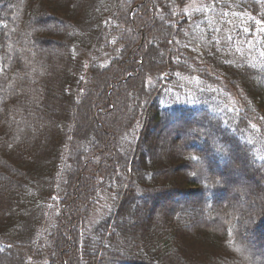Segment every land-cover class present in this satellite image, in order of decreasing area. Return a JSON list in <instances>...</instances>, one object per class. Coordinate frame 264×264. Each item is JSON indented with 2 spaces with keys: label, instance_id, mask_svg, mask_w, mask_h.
I'll use <instances>...</instances> for the list:
<instances>
[{
  "label": "trees",
  "instance_id": "trees-1",
  "mask_svg": "<svg viewBox=\"0 0 264 264\" xmlns=\"http://www.w3.org/2000/svg\"><path fill=\"white\" fill-rule=\"evenodd\" d=\"M190 1L0 0V264H264V0Z\"/></svg>",
  "mask_w": 264,
  "mask_h": 264
},
{
  "label": "rangeland",
  "instance_id": "rangeland-1",
  "mask_svg": "<svg viewBox=\"0 0 264 264\" xmlns=\"http://www.w3.org/2000/svg\"><path fill=\"white\" fill-rule=\"evenodd\" d=\"M212 1H217V0H191L188 5L186 6L187 10L189 12H192L194 10H196L197 8L203 6V8L207 5V3L212 2ZM67 108H68V112L69 114H72L75 117V120L78 121V116L79 114L82 116H86L87 114V110L84 108H80V106H76V105H70V104H66ZM160 150V149H159ZM158 151V150H157ZM132 213V212H131ZM17 258V252L14 254ZM3 263V262H2Z\"/></svg>",
  "mask_w": 264,
  "mask_h": 264
},
{
  "label": "snow or ice",
  "instance_id": "snow-or-ice-1",
  "mask_svg": "<svg viewBox=\"0 0 264 264\" xmlns=\"http://www.w3.org/2000/svg\"><path fill=\"white\" fill-rule=\"evenodd\" d=\"M262 55H264V53H262ZM262 119H264V118H262ZM252 127L255 128L256 125H252ZM192 158H193V159H199V157H192ZM261 159H264V157H261Z\"/></svg>",
  "mask_w": 264,
  "mask_h": 264
}]
</instances>
